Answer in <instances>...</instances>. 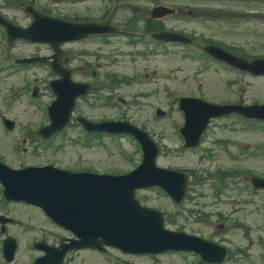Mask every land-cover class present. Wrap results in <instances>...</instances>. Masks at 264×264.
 <instances>
[{
    "label": "rangeland",
    "instance_id": "obj_1",
    "mask_svg": "<svg viewBox=\"0 0 264 264\" xmlns=\"http://www.w3.org/2000/svg\"><path fill=\"white\" fill-rule=\"evenodd\" d=\"M238 0H158L163 4L174 6L177 10L176 14L164 18V24L169 29L183 30L190 32L199 40L200 37L213 40L219 39L222 42L229 44L239 45L249 55H264V28L254 25L253 23L249 27H245L242 21L238 24L232 25L231 15L222 17H211L202 15L201 13H195L190 8H206L207 5L217 6L223 11L230 13H237L238 10L242 11L243 8H247L245 5H240L242 2ZM112 4L110 0H84L71 3L68 0H35L37 7L47 8L52 15H70V16H88L91 18H101L105 11L110 13L109 19L112 22L121 24L124 18L129 15H142L149 16V8L154 4L152 0H122V2H115ZM135 6V10H126L129 7ZM253 5L259 6L256 9L264 12V0H254ZM190 7V8H189ZM242 8V9H241ZM0 13L5 15L9 19L15 20L17 23L25 25L28 22V18L16 7H10L4 4L3 0H0ZM189 13V14H188ZM236 17V15H234ZM239 20V19H238ZM242 20V19H241ZM255 20L252 18V22ZM136 38V37H132ZM210 39V40H211ZM138 40V39H137ZM4 39L1 38L0 42L3 43ZM129 39L122 36L111 40V43L104 45L99 41L86 42L84 44L67 45L66 54L72 56L73 53L77 54L76 51L87 52L85 58L76 56L74 64L77 65L79 60H88L93 64L98 63L95 67L98 70V79H102L103 74L120 73V75H127L132 79L130 84L122 85L113 92V97L110 99L114 103V106L105 104L104 106H98L99 100H94L97 94L108 95V92L103 90L96 92L89 96L88 99L83 100L79 103L74 114H82L89 119H115L121 116L123 111L125 117L136 125H139L140 121L146 120V117H150V123L148 127H153V130L158 132V127L161 129L163 126V132L158 133L159 142L162 145L164 152V161L166 163L173 164L177 160L176 148L179 146V140L174 139L173 136V124L177 117V112L174 105L170 107L168 100H171L170 95L167 92V87H172L180 95H190V91L198 92L202 90L204 86L201 84L200 87H195L194 73L198 71V75L204 78V82L207 88L210 89L211 98L213 95L216 98H220L219 94L223 91L227 83L225 82L227 77L233 76L232 73L224 70H219L216 74L211 69L214 66H208L205 68L202 74L200 73V67L195 61H190L188 58H184L185 55L180 51V47H158L154 54L149 56H135L134 52L147 51V46L141 41H137L134 45L129 44ZM240 50V49H239ZM153 52V51H152ZM50 49L47 45L28 44L22 41L14 43H6L4 49L0 51V114L10 118L14 121V128L12 130L4 131L2 124L0 123V155L6 161L13 165L28 164V163H40L45 164L49 158L52 159L53 164L56 166H67L69 168H81L83 169H94L95 171H101L106 169L108 172L115 171L121 172L129 170L131 164L136 161L137 156L134 151V147L131 142L127 140L122 141L123 149L126 153L131 155V160L122 157L112 147V143L108 136H102L101 140L97 138L90 139L88 145H79L75 140V135L79 130L77 124L71 125L67 131L56 136L51 142L52 145L43 149L41 145L37 143H31L25 140L20 147H16L14 140L17 134L18 126H28L29 129H33L39 124L45 123V117H43L41 111L32 105L25 94L24 89L26 88V77H32L36 79L37 85L42 89L47 80L52 78L44 68L34 66L27 68V70H13L10 68L11 61L15 57L29 56L31 54H49ZM147 53V52H146ZM148 54V53H147ZM9 67V68H6ZM98 68V69H97ZM136 74H135V73ZM149 78H144L147 76ZM81 76L76 75L75 80H78ZM148 77V76H147ZM250 86L248 87L250 98L258 97L261 101H264V79L258 78L251 80L247 78ZM213 83V84H212ZM18 88L21 92L15 91ZM6 89L12 90V101L10 105L5 103L4 95ZM40 100L48 101L53 98L50 94L46 93L43 89ZM252 94V95H251ZM117 96H121L131 102L130 107L123 108L121 105H115ZM194 96H197L194 95ZM222 97L225 95L221 94ZM226 96L228 93L226 92ZM159 102L163 109H170L171 115L167 119L166 123L161 125V121H154L152 117V105ZM93 103L92 106L90 104ZM173 103V102H172ZM38 107L45 108V105L38 103ZM234 122L240 125L243 129L250 130L255 126L263 127L264 122L256 119H246L242 117H233ZM179 120V118H178ZM161 125V126H160ZM220 127V125H215ZM160 134V135H159ZM24 136L23 131H20L18 137ZM17 137V138H18ZM173 139L174 143L170 141ZM242 140H236L235 142L240 145L242 151L251 149V147L257 145L258 138L254 133L250 137L248 134L240 136ZM264 139V135H263ZM115 142V139L113 140ZM171 145V146H166ZM166 146V147H165ZM174 149V150H172ZM168 150V151H167ZM243 153L237 151L234 153L235 156L240 157ZM183 162L185 160L183 159ZM186 162L192 164V160L186 157ZM258 164L251 166L254 171L264 173V159L258 161ZM236 188V191L234 190ZM240 185H235L229 188L227 195L238 197L244 204H242L241 212L233 214L238 216L244 221L245 225H250V229L233 228L231 222H226V228L223 230L216 231L215 229L221 228V225H212L209 228H203L196 225L190 227L195 231H198L205 235L214 236L216 239L223 241L226 245L235 250V254H232L230 263L234 264V257H240L242 252L254 253L256 251L257 241L255 239L257 230L255 223L258 222V209H257V197H253L252 204L246 202V195L240 190ZM207 190V189H204ZM142 201L150 206L164 207L162 203L163 198L156 191H149L139 193ZM248 198V197H247ZM199 202H202L200 200ZM195 203V202H193ZM210 209V208H207ZM218 207L212 208L216 210ZM33 208H28L27 211H34ZM37 210H35L36 212ZM22 217L29 216V213L14 207V213ZM181 221V219H178ZM46 227V232L52 230L47 222L43 221L39 216L34 219ZM218 222V220H216ZM40 224V225H41ZM229 224V225H228ZM224 228V227H223ZM14 234L18 235L20 241V247L23 246L25 237L35 236L34 232L21 231L15 228ZM49 235H54L53 232ZM264 252V250H263ZM31 251L24 250L23 248L16 256V259L11 264H27L29 256L33 255ZM91 255L88 251L78 252L73 254L71 264H91ZM97 264H103L98 256ZM174 257H170L172 259ZM140 259L141 258H137ZM135 260V259H134ZM176 264H183L176 257L174 259ZM5 262L0 259V264ZM163 264H171L169 259L164 258ZM191 264H201L198 258H194L190 262ZM104 264H107L104 262Z\"/></svg>",
    "mask_w": 264,
    "mask_h": 264
},
{
    "label": "water",
    "instance_id": "obj_2",
    "mask_svg": "<svg viewBox=\"0 0 264 264\" xmlns=\"http://www.w3.org/2000/svg\"><path fill=\"white\" fill-rule=\"evenodd\" d=\"M76 91L71 93V100L69 106L65 107L61 111L64 113V117L60 121L57 128L63 126L67 119L69 118V111L73 104V97L75 96ZM72 101V103H71ZM56 115H53V120L55 119ZM68 176L70 173H65L62 171L51 170L49 167L41 170L40 175L36 176L32 181H23L20 183L22 188L25 190H30L28 193H21L17 192L14 194V197H26L32 201L41 200V203L44 205L50 204V200L55 199L57 195H54L56 191H62L64 188H68L66 184V180H68ZM0 178L4 180V177L0 175ZM19 182V181H17ZM78 227H74V230L77 234L82 232V228H84V213H82L81 218L79 219ZM41 262V259L38 261Z\"/></svg>",
    "mask_w": 264,
    "mask_h": 264
}]
</instances>
